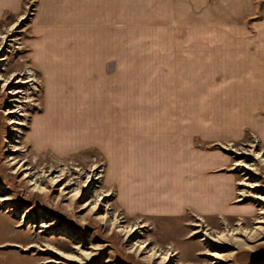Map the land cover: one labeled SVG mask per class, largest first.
<instances>
[{"label": "crops", "instance_id": "crops-1", "mask_svg": "<svg viewBox=\"0 0 264 264\" xmlns=\"http://www.w3.org/2000/svg\"><path fill=\"white\" fill-rule=\"evenodd\" d=\"M260 1L40 0L31 57L44 114L66 104L61 118L88 110L90 136L82 144L88 139L102 151L105 181L127 215L242 209L231 156L218 144L249 128L264 145ZM22 6L0 0V19ZM261 10L250 29L248 19ZM87 39L107 43L82 46ZM134 103L138 110L130 109ZM235 103L238 114L225 115Z\"/></svg>", "mask_w": 264, "mask_h": 264}, {"label": "rangeland", "instance_id": "rangeland-1", "mask_svg": "<svg viewBox=\"0 0 264 264\" xmlns=\"http://www.w3.org/2000/svg\"><path fill=\"white\" fill-rule=\"evenodd\" d=\"M259 4L263 10L264 0ZM39 6L40 0H23L18 13L0 19V264H264L260 135L247 128L223 135L228 138L218 144L236 174V202L243 206L237 213L127 215L105 181L102 151L88 139L82 144L90 136L88 110L61 118L66 104L44 114L43 81L31 57ZM262 10L248 19L250 29ZM104 43L87 39L81 45ZM114 68L115 61L109 64ZM219 233L227 239H216Z\"/></svg>", "mask_w": 264, "mask_h": 264}, {"label": "bare ground", "instance_id": "bare-ground-1", "mask_svg": "<svg viewBox=\"0 0 264 264\" xmlns=\"http://www.w3.org/2000/svg\"><path fill=\"white\" fill-rule=\"evenodd\" d=\"M31 69L30 68H28L27 69V71H30ZM33 79V78H32ZM67 85V84H66ZM68 89V88H67ZM102 92V91H101ZM95 99V98H94ZM225 107L226 108H229V111H230V113H231V115H237L238 114V105L235 103V105L234 104H231V105H225ZM84 124V123H83ZM85 127V126H84ZM92 127V126H91ZM18 129V128H17ZM92 129V128H91ZM42 136H43V132L41 133V135H39L38 134V137H39V142H41V141H44L43 140V138H42ZM84 139L85 138H83L82 137V141H84ZM66 149V147H62V150H64V149ZM259 155H260V153H259ZM263 157V156H262ZM264 160V159H263ZM247 167V166H246ZM70 172V171H69ZM73 175V174H72ZM104 175L102 174L101 176H98L97 178H101V177H103ZM254 186H256V183L254 184ZM257 197H259V198H263V196H257ZM4 200H6L5 198H4ZM263 218V217H262ZM259 222H264V220L263 219H260L259 220ZM198 232H200L199 230H198ZM221 233V232H220ZM218 234V235H214V237L216 236V239H219V240H226L227 239V236H228V234H224V233H222V234ZM233 237V236H232Z\"/></svg>", "mask_w": 264, "mask_h": 264}]
</instances>
